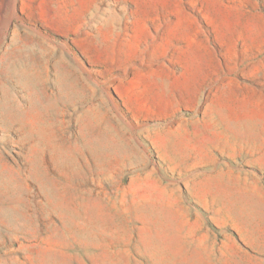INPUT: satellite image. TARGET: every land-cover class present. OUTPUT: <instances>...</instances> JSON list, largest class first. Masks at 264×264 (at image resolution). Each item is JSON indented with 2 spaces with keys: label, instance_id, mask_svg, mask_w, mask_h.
<instances>
[{
  "label": "rangeland",
  "instance_id": "1",
  "mask_svg": "<svg viewBox=\"0 0 264 264\" xmlns=\"http://www.w3.org/2000/svg\"><path fill=\"white\" fill-rule=\"evenodd\" d=\"M216 172L264 191V0H0V264H264Z\"/></svg>",
  "mask_w": 264,
  "mask_h": 264
},
{
  "label": "crops",
  "instance_id": "2",
  "mask_svg": "<svg viewBox=\"0 0 264 264\" xmlns=\"http://www.w3.org/2000/svg\"><path fill=\"white\" fill-rule=\"evenodd\" d=\"M173 132L171 131V134ZM208 180L206 184L211 191L212 200L216 206L214 211L216 225L234 230L239 235L242 243L250 250H255L251 244L260 240L259 234L262 227H264V221L262 220L264 191L258 185L256 187L250 186V188L237 187L232 181H223L221 180V172H216L215 176L208 178ZM185 185L189 194H193L197 189L196 186L191 187L189 182H185ZM225 243L232 250L235 248L240 249L239 246L234 245L228 236ZM245 255L248 257L249 253Z\"/></svg>",
  "mask_w": 264,
  "mask_h": 264
}]
</instances>
